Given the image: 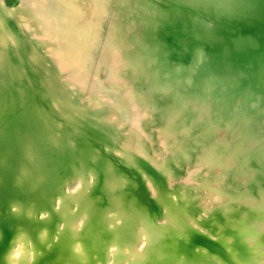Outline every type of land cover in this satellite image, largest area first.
<instances>
[{
    "label": "bare ground",
    "instance_id": "bare-ground-1",
    "mask_svg": "<svg viewBox=\"0 0 264 264\" xmlns=\"http://www.w3.org/2000/svg\"><path fill=\"white\" fill-rule=\"evenodd\" d=\"M0 264H264V0H0Z\"/></svg>",
    "mask_w": 264,
    "mask_h": 264
},
{
    "label": "rangeland",
    "instance_id": "rangeland-1",
    "mask_svg": "<svg viewBox=\"0 0 264 264\" xmlns=\"http://www.w3.org/2000/svg\"><path fill=\"white\" fill-rule=\"evenodd\" d=\"M94 92H95L96 94H100V92H98V90H95Z\"/></svg>",
    "mask_w": 264,
    "mask_h": 264
}]
</instances>
